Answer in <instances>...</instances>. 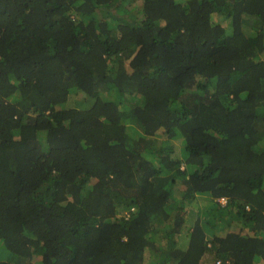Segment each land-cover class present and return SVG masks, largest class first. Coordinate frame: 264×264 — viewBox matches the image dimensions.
<instances>
[{
	"label": "trees",
	"instance_id": "trees-1",
	"mask_svg": "<svg viewBox=\"0 0 264 264\" xmlns=\"http://www.w3.org/2000/svg\"><path fill=\"white\" fill-rule=\"evenodd\" d=\"M0 264H264V0H0Z\"/></svg>",
	"mask_w": 264,
	"mask_h": 264
},
{
	"label": "rangeland",
	"instance_id": "rangeland-1",
	"mask_svg": "<svg viewBox=\"0 0 264 264\" xmlns=\"http://www.w3.org/2000/svg\"><path fill=\"white\" fill-rule=\"evenodd\" d=\"M177 3H182V2H185L186 0H175ZM72 99H74V97H72ZM128 126H129V124H128ZM129 127H133L134 129H135V126H133L132 124H130V126ZM148 158H151V156H147ZM194 209H195V211H198L197 209H196V207H194ZM189 210H193V208H190ZM236 230V229H235ZM160 244H162V243H160Z\"/></svg>",
	"mask_w": 264,
	"mask_h": 264
},
{
	"label": "clouds",
	"instance_id": "clouds-1",
	"mask_svg": "<svg viewBox=\"0 0 264 264\" xmlns=\"http://www.w3.org/2000/svg\"><path fill=\"white\" fill-rule=\"evenodd\" d=\"M145 157V156H144ZM147 157V156H146ZM148 158V157H147ZM134 209L132 208V209H130V212H132ZM129 211H122V216L124 217V216H126V217H128L129 216V213H130Z\"/></svg>",
	"mask_w": 264,
	"mask_h": 264
}]
</instances>
